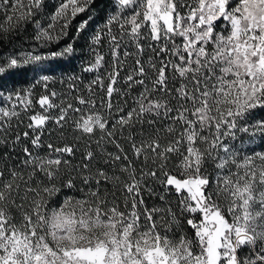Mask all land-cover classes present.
Returning a JSON list of instances; mask_svg holds the SVG:
<instances>
[{
    "label": "snow or ice",
    "instance_id": "6c2138e0",
    "mask_svg": "<svg viewBox=\"0 0 264 264\" xmlns=\"http://www.w3.org/2000/svg\"><path fill=\"white\" fill-rule=\"evenodd\" d=\"M53 2L0 0V264H264V0H112L87 83Z\"/></svg>",
    "mask_w": 264,
    "mask_h": 264
},
{
    "label": "trees",
    "instance_id": "16d2710c",
    "mask_svg": "<svg viewBox=\"0 0 264 264\" xmlns=\"http://www.w3.org/2000/svg\"><path fill=\"white\" fill-rule=\"evenodd\" d=\"M112 0H93V3L90 5L88 10L84 13L77 15V17L72 20L71 24L68 28V35L64 39L59 42V46H64L68 43H72L75 49L73 55L66 57L63 60L55 62L53 67L55 68L54 75H71V74H78L87 83L89 80L93 79L95 74L94 73H87L82 71V65L86 66L87 61L91 59V54L88 50V46L90 43L89 37L93 30L100 24L103 23V18L106 16L107 12H110ZM45 12H49L54 8L53 0H45ZM89 17L92 19L89 21L88 28L80 33L79 38L76 37L77 26L83 21L87 20ZM33 36V25L27 24L25 25L24 29L16 34H12L9 37L0 40V51H7L12 43L20 44L23 43L25 47H28V43L32 42ZM11 42V43H10ZM27 42V43H26ZM107 45L105 44L101 51H106ZM39 51H44L43 49H38ZM106 60L108 59L107 55L105 56ZM107 67V65H105ZM101 74L104 73V68L100 69ZM20 84L23 86H27V80L24 77L17 78ZM51 88H55L57 91H62L64 89V85L59 83L55 85H49ZM41 92L40 87L38 86L36 89V94L39 95ZM135 94V93H134ZM119 99V98H116ZM254 119H264V111L257 109L256 113L253 116ZM15 123V121H13ZM25 123H27L25 119ZM21 131L25 130L23 127L20 129ZM243 139L245 141V148H256L257 150H264V148L258 147L260 141L257 139L255 144L249 145L247 143L248 137L247 135H243ZM173 206V210H178L179 200L175 194H170L167 197ZM60 197L57 196L53 198L52 204H56L59 201ZM158 203V201H156ZM149 204L153 203L152 200L148 201ZM179 214V213H178ZM195 215V214H194ZM199 218L198 216L196 217ZM183 229L187 234L193 235L194 230L188 226L186 223L183 224Z\"/></svg>",
    "mask_w": 264,
    "mask_h": 264
},
{
    "label": "rangeland",
    "instance_id": "374dc122",
    "mask_svg": "<svg viewBox=\"0 0 264 264\" xmlns=\"http://www.w3.org/2000/svg\"><path fill=\"white\" fill-rule=\"evenodd\" d=\"M189 236H191L190 234H188Z\"/></svg>",
    "mask_w": 264,
    "mask_h": 264
}]
</instances>
